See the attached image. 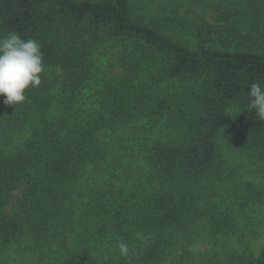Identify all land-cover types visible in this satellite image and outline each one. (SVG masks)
Returning <instances> with one entry per match:
<instances>
[{"label":"trees","instance_id":"trees-1","mask_svg":"<svg viewBox=\"0 0 264 264\" xmlns=\"http://www.w3.org/2000/svg\"><path fill=\"white\" fill-rule=\"evenodd\" d=\"M183 3L0 0V37L37 41L45 69L24 102L0 99V250L44 238L62 219L71 223L72 194L87 176L93 225L56 264H162L191 216L204 215L202 192L220 174L219 139L264 160V121L248 106L250 85H264V0H189L195 8L185 12ZM106 48L118 50L119 70L81 116L77 106ZM166 115L172 130L155 136L152 128L131 158L146 176L117 175L115 187H104V165L128 159H111L126 145L105 141V133ZM211 215L212 230L228 235L232 214ZM234 264H264V249Z\"/></svg>","mask_w":264,"mask_h":264},{"label":"rangeland","instance_id":"rangeland-1","mask_svg":"<svg viewBox=\"0 0 264 264\" xmlns=\"http://www.w3.org/2000/svg\"><path fill=\"white\" fill-rule=\"evenodd\" d=\"M188 2L189 0H184L183 12L190 7L195 8ZM117 53L116 48H106L100 52L99 59H95L94 77L83 91L77 114L87 116V110L97 106L101 86L119 70ZM57 73L51 72V78ZM1 98L4 96L0 95ZM57 102L55 101L54 107L59 105ZM232 113L229 112L230 117ZM53 115H57V110L52 111ZM168 120V115L161 118V121L145 119L143 123L138 122L140 124L137 126L118 128L113 134L105 133V141L114 144L116 140L120 142V138H123L122 143L126 145L121 153L119 148L112 149L111 159L127 154L128 159L122 158L120 164L122 167L132 164L134 169L125 174L119 163L107 162L101 179L103 186L107 183L104 187H115L117 175L122 181L130 180L136 173L146 176L147 171L138 168L140 160L131 158L146 143L144 138L152 128L155 136H165L172 130V124ZM2 142L0 135V145ZM218 144L220 174L209 183V189L202 192L198 209L204 211V215L196 216L194 213L191 216L186 226L177 234L176 243L162 264H234L236 257L256 256L264 249V160L228 147L222 137ZM93 186V179L90 177L83 176L78 181L77 191L72 194L74 205L71 206H77V209L71 223L62 219L55 226H50L46 237H29L0 250V264H56L73 247L75 240L80 242L82 230L93 225L88 224L89 220L94 221V215L89 216L93 206L90 190ZM98 192L100 195L105 192V199H109V196L114 198L112 190L108 192L102 189ZM212 213L232 214V229L228 235H217L212 230L209 221Z\"/></svg>","mask_w":264,"mask_h":264},{"label":"clouds","instance_id":"clouds-1","mask_svg":"<svg viewBox=\"0 0 264 264\" xmlns=\"http://www.w3.org/2000/svg\"><path fill=\"white\" fill-rule=\"evenodd\" d=\"M44 70L43 53L37 41L22 39L16 32L0 37V95L5 97L4 105L16 107L24 102L26 90L41 84ZM248 97V106L264 121V85L252 83ZM119 251L127 256L128 245L120 243Z\"/></svg>","mask_w":264,"mask_h":264}]
</instances>
